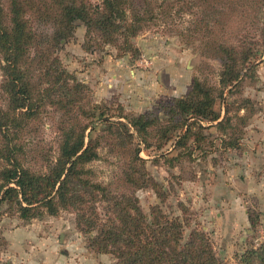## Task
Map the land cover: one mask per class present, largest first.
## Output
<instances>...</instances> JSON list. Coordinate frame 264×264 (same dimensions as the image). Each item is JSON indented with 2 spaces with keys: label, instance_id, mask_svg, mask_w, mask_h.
I'll return each mask as SVG.
<instances>
[{
  "label": "trees",
  "instance_id": "obj_1",
  "mask_svg": "<svg viewBox=\"0 0 264 264\" xmlns=\"http://www.w3.org/2000/svg\"><path fill=\"white\" fill-rule=\"evenodd\" d=\"M236 14L246 20L243 28L228 26ZM80 24L86 50L109 45L120 56L139 57L133 39L163 26L186 44L202 41V55L221 68L216 80L196 75L185 94L153 110L130 113L118 104L110 111L92 100L90 87L57 54ZM217 25L238 41L220 38ZM263 60L264 0H0V217L29 222L76 211L79 229L90 236L88 249L113 255L114 264H228L210 234L196 228L183 242L184 219L161 208L149 219L136 197L117 198L94 180L91 163L103 148L120 158L124 153V180L140 188L146 159L139 142L158 150L171 143L177 157L190 158L196 151L206 158L241 149L253 100L225 95L241 92ZM219 99L223 110L216 108ZM98 120L106 125L93 136ZM45 121L57 129L53 144L31 138ZM251 211L255 228L259 216ZM238 256L239 264H264V244Z\"/></svg>",
  "mask_w": 264,
  "mask_h": 264
},
{
  "label": "rangeland",
  "instance_id": "obj_2",
  "mask_svg": "<svg viewBox=\"0 0 264 264\" xmlns=\"http://www.w3.org/2000/svg\"><path fill=\"white\" fill-rule=\"evenodd\" d=\"M236 15L228 26L243 28L246 20L242 22V17ZM192 19V15H186V25L188 22L191 23ZM215 28H217L220 38L238 41V38L233 36H224L220 25L215 26ZM85 33L86 28L80 24L75 31L74 38L64 42L57 54L66 68L79 81L90 87L92 100L96 103H105L110 111L117 112L116 107L120 104L126 112L141 113V111H136L133 108L134 104L130 102V98L124 99L117 93L109 96L104 94L109 82L106 81L100 85L99 81H88L87 78L88 76H94L96 73L101 74L107 59H110V61H114L116 58L125 59L132 69L136 67L143 70L151 69L154 66L152 58L156 51L150 48L153 43L149 45L138 43L142 35L162 38L163 46L166 45L175 49V57L181 55L185 66L189 63L187 71L189 70L188 72L192 73L193 78L199 75L214 81L216 80L217 71L221 68L219 61L202 55V41L196 39L192 44H186L181 41L177 33L165 32L163 26L154 27L133 39L134 45L140 51V56L135 58L130 53L120 56L119 51L109 45L102 47L95 45L92 49L86 50L84 44ZM145 59L150 60L149 66L143 62ZM172 63H175L174 59ZM92 70H94L93 73ZM157 76L158 74L155 73L153 82L156 87H159L160 83ZM163 79L166 83L172 80L169 71L163 75ZM178 92L173 91V89L166 95L152 92L153 102H149L147 109L142 113L153 110L162 101L178 97L173 95L178 94ZM233 97L251 98L255 114L250 117L249 121H253V125H258V121H264V60L258 64L256 76L254 78L249 76L245 79L241 92L225 95V98L229 101ZM216 108L223 110L224 106L221 99L217 101ZM114 120H117V117H114ZM52 123L53 121H45L40 128L38 127L37 130L32 132L31 138L36 139V141L44 139L50 144L55 143L58 133ZM95 124L96 129L92 131L93 136L101 132L106 125V121L98 120L95 121ZM259 129L260 133L264 132L262 128ZM212 131L215 132V128ZM250 133L249 130H246L244 138ZM262 137H264L263 134ZM139 146L140 156L146 159L142 167L144 175L138 176L140 184L144 185L143 187L130 185L124 180L126 174V170H124V153L118 152L122 156L120 158L106 148L101 149L102 158L91 163V167L94 169L93 179L108 184L111 193L116 197L118 196L117 198H123L124 195L136 197L142 212L149 219L152 216L153 208H161L168 215L180 216L186 222L183 231V242L189 238L191 232L196 228L205 231L208 235L210 234L216 254L228 264H239L238 255H242L247 247H259L264 244V217L262 207L259 206L260 203H264V198H261V195H264V190H251L253 193L256 192L259 198L250 196L252 193L248 192L249 195H245V200L248 199L250 209H252L251 213H257L259 219L256 227L251 228V233L236 238L232 247L228 246V239L224 242L222 238L216 240L212 237V229L215 227L213 224L211 228H205L208 219L209 222H213V219L216 218V212H214L216 201L213 198L214 195L210 185L214 184L217 178L221 176L217 173H227L228 165L226 161L229 160L230 156L226 152L217 150L212 156L202 158L200 152L196 151L193 158H190L185 155L177 157L180 150H172L171 143L166 144L160 150L155 147L148 148L141 142H139ZM209 169H211V173ZM253 172L254 174L256 172L258 178L264 176L263 171L259 175H257L256 169ZM149 180L150 183L154 182V184H150ZM96 206L100 207V203H97ZM207 210L210 211L209 214H206ZM22 231L30 234V237L27 238L29 239L28 255L25 258L21 256L23 251L14 248L11 239L8 238V234L19 237L18 234ZM93 233L95 234V232ZM0 234L3 238L0 241V264H60L59 261L62 262L65 259L74 262L71 264H114L116 262L111 254L97 253L88 249L90 236L79 229L77 213L73 210H63L57 216L45 215L34 218L29 222H24L17 216L5 213L0 217Z\"/></svg>",
  "mask_w": 264,
  "mask_h": 264
},
{
  "label": "crops",
  "instance_id": "obj_3",
  "mask_svg": "<svg viewBox=\"0 0 264 264\" xmlns=\"http://www.w3.org/2000/svg\"><path fill=\"white\" fill-rule=\"evenodd\" d=\"M138 43L144 45L153 43L150 48L156 52L152 58L154 66L151 69L143 70L138 67L132 69L125 59L116 58L114 61L107 59L103 66L104 71L102 70L101 74L96 73L94 76H88L87 80L99 81L100 85L106 81L109 82L104 94L109 96L117 93L124 99L130 98V102L134 104L133 108L141 112L147 109L149 102H153L152 92L166 95L173 89V91H179L178 94H173L174 96L185 94L193 80L192 73H189V70L187 71L189 63L185 66L181 55L175 57V49L166 45L163 46L162 38L142 35ZM173 59L175 61L174 64L172 63ZM167 71L170 72L172 77V80L168 83L163 81V75ZM155 73L158 74L159 87H156L153 82ZM98 89L100 91L99 87ZM252 123L253 121H250L249 126L246 128L251 133L244 138L242 148L226 151V154L230 156L229 160L226 161L228 165L227 173H217L221 176L217 178L214 184L210 185L214 195L213 198L216 201V208L214 209L216 218L213 219V222H209L208 219L205 228L209 229L213 224L215 227L212 229V237L216 240L222 238L224 242L228 239V246L230 247H232L236 238L243 234H249L252 230L249 220L251 207L248 199L245 200V195L248 192L252 193L250 196L259 198L256 195L257 193H253L251 190H264V176H259L260 178H258V176L256 177V172L255 174L253 172L256 169L257 175L261 171L264 173V137H262L264 132L260 133L259 129L262 128L264 130V121H258V125H253ZM209 171L211 173V169ZM261 198L263 199L264 195H261ZM259 206L262 207L264 217V203H260ZM209 212L207 210L206 214H209ZM18 235L19 237L8 234V238L11 239L14 248L23 251L21 256L25 258L28 255L29 239L27 238L30 237V234L22 231ZM59 263L71 264L74 262L65 259L62 262L59 261Z\"/></svg>",
  "mask_w": 264,
  "mask_h": 264
},
{
  "label": "built area",
  "instance_id": "obj_4",
  "mask_svg": "<svg viewBox=\"0 0 264 264\" xmlns=\"http://www.w3.org/2000/svg\"><path fill=\"white\" fill-rule=\"evenodd\" d=\"M143 62L146 64V65H150V61L148 59H145L143 60ZM264 230V229H263Z\"/></svg>",
  "mask_w": 264,
  "mask_h": 264
}]
</instances>
